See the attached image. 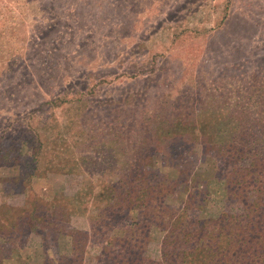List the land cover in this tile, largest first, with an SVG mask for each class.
Returning a JSON list of instances; mask_svg holds the SVG:
<instances>
[{
	"label": "trees",
	"instance_id": "obj_1",
	"mask_svg": "<svg viewBox=\"0 0 264 264\" xmlns=\"http://www.w3.org/2000/svg\"><path fill=\"white\" fill-rule=\"evenodd\" d=\"M170 70L146 77L153 95L131 89L93 105L90 92L75 90L76 99L40 107L68 103L73 117L50 115L27 126L29 136L0 137V170L34 160L27 179L3 181L22 183L25 200L0 205V264L21 258L31 235L41 241L42 264H51L52 238L69 264L82 262L92 240L103 243L94 264H264V67L248 74L235 66L228 93L224 79L172 87ZM210 86L219 91L203 102ZM98 110L108 121L96 123ZM66 174L87 178L74 196L35 192L33 179ZM79 213L88 229L65 228Z\"/></svg>",
	"mask_w": 264,
	"mask_h": 264
},
{
	"label": "rangeland",
	"instance_id": "obj_2",
	"mask_svg": "<svg viewBox=\"0 0 264 264\" xmlns=\"http://www.w3.org/2000/svg\"><path fill=\"white\" fill-rule=\"evenodd\" d=\"M187 1L0 0V137L29 136L27 126L42 125L50 115L73 117L68 103L52 111L40 107L58 98L76 99L75 90L90 92L93 105L97 98L117 100L131 89L153 95L157 89L148 87L146 77L164 65L171 68L166 76L173 78L172 87H189L194 78L195 83L220 81V86L224 79L226 93L233 92L234 81L226 77L238 72L235 66L248 74L264 67V0ZM173 34H185L184 42L174 45ZM207 90L203 102L219 91L216 86ZM93 117L96 123L110 118L100 110ZM33 170V158L23 157L15 169L0 170V182L11 176L27 179ZM33 180L37 193L71 197L87 178L66 174ZM2 185L0 205L23 206L22 183ZM83 214L64 227L87 230ZM40 243L28 236L21 258L6 264H42ZM102 246L92 240L80 264H94ZM61 251L59 240L52 238L51 264H69ZM159 256L158 247L152 248V260Z\"/></svg>",
	"mask_w": 264,
	"mask_h": 264
}]
</instances>
